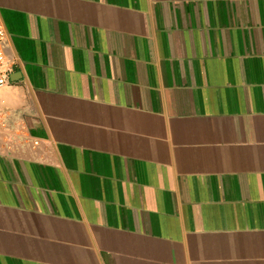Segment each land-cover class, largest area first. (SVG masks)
Returning <instances> with one entry per match:
<instances>
[{
    "label": "crops",
    "instance_id": "obj_1",
    "mask_svg": "<svg viewBox=\"0 0 264 264\" xmlns=\"http://www.w3.org/2000/svg\"><path fill=\"white\" fill-rule=\"evenodd\" d=\"M0 17V264H264V0Z\"/></svg>",
    "mask_w": 264,
    "mask_h": 264
},
{
    "label": "built area",
    "instance_id": "obj_2",
    "mask_svg": "<svg viewBox=\"0 0 264 264\" xmlns=\"http://www.w3.org/2000/svg\"><path fill=\"white\" fill-rule=\"evenodd\" d=\"M6 39L7 32L0 17V87L4 86L8 82L9 75L12 72V64L4 53ZM2 117L3 115L0 114V121Z\"/></svg>",
    "mask_w": 264,
    "mask_h": 264
}]
</instances>
